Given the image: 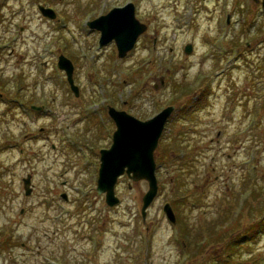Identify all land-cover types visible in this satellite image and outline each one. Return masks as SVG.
<instances>
[{
    "label": "rangeland",
    "instance_id": "rangeland-1",
    "mask_svg": "<svg viewBox=\"0 0 264 264\" xmlns=\"http://www.w3.org/2000/svg\"><path fill=\"white\" fill-rule=\"evenodd\" d=\"M128 1L146 28L118 56L86 21ZM60 53L73 62L77 95ZM108 104L143 119L174 105L144 220L147 180L120 175L111 206L96 190L99 149L115 128ZM262 215L260 2L0 0V264H221L228 255L227 264H264V230L241 235Z\"/></svg>",
    "mask_w": 264,
    "mask_h": 264
},
{
    "label": "water",
    "instance_id": "water-1",
    "mask_svg": "<svg viewBox=\"0 0 264 264\" xmlns=\"http://www.w3.org/2000/svg\"><path fill=\"white\" fill-rule=\"evenodd\" d=\"M264 10V0H261ZM39 11L49 18H54L55 10L50 6L38 4ZM90 27L100 31L99 44L114 40L118 56H124L131 49L138 37L146 28V24L135 16L134 3L128 1L120 6H113L87 21ZM191 49V44L184 47L186 52ZM57 65L63 69L70 88L75 95L78 94V85L73 79L74 65L69 57L60 53ZM38 108V106H34ZM174 109L173 104H168L152 116L142 119L123 108L108 106V114L114 120L115 129L108 147L99 150V167L96 180L98 193H104L105 202L114 205L119 202L115 193V183L120 175L126 173L131 179L147 180V189L141 200V216L145 219L148 205L154 199L158 190L156 176V159L154 151L158 145L160 135ZM25 194L31 191L30 173L22 178ZM166 217L175 222V213L169 201L162 206Z\"/></svg>",
    "mask_w": 264,
    "mask_h": 264
},
{
    "label": "trees",
    "instance_id": "trees-1",
    "mask_svg": "<svg viewBox=\"0 0 264 264\" xmlns=\"http://www.w3.org/2000/svg\"><path fill=\"white\" fill-rule=\"evenodd\" d=\"M164 152L166 155L167 150ZM162 159L163 158L161 156H157L158 164H160L162 162L161 161ZM263 230H264V215L258 217L257 219L251 221L250 223L246 224L241 230V235L243 237L253 238L256 235H258L260 232H262ZM184 231H186V228H184ZM234 245H235V240L231 239L227 242V248L230 251V253L234 252V250H235ZM228 259H229V255L226 256V258H224V260L222 258H220L218 263L227 264Z\"/></svg>",
    "mask_w": 264,
    "mask_h": 264
},
{
    "label": "flooded vegetation",
    "instance_id": "flooded-vegetation-1",
    "mask_svg": "<svg viewBox=\"0 0 264 264\" xmlns=\"http://www.w3.org/2000/svg\"><path fill=\"white\" fill-rule=\"evenodd\" d=\"M256 2H260V4H261V0H255ZM104 109H105V107H104ZM107 109H108V105H106V111H107ZM107 113H108V111H107ZM109 115V114H108ZM110 116V115H109ZM111 118V117H110ZM112 119V118H111ZM113 121V120H112ZM112 132H113V129H112ZM111 132V133H112Z\"/></svg>",
    "mask_w": 264,
    "mask_h": 264
}]
</instances>
